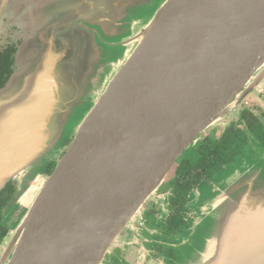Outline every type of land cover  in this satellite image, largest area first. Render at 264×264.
Here are the masks:
<instances>
[{"label": "water", "instance_id": "water-1", "mask_svg": "<svg viewBox=\"0 0 264 264\" xmlns=\"http://www.w3.org/2000/svg\"><path fill=\"white\" fill-rule=\"evenodd\" d=\"M154 2L0 0V36L22 29L0 88V191L14 182L10 206L33 194L0 264H100L175 161L263 83L264 0L146 14ZM199 220L214 229L179 264H264V164L214 188Z\"/></svg>", "mask_w": 264, "mask_h": 264}, {"label": "flooded vegetation", "instance_id": "flooded-vegetation-1", "mask_svg": "<svg viewBox=\"0 0 264 264\" xmlns=\"http://www.w3.org/2000/svg\"><path fill=\"white\" fill-rule=\"evenodd\" d=\"M21 31L20 26L9 25L0 36V88L14 70ZM221 119L219 131L215 127L200 134L193 149L175 161L154 199L148 200L120 232L100 264H179L189 257L204 233L212 232L214 222L199 220L204 199L244 166L264 164V82L223 113ZM76 126L69 140L54 150L48 165L53 162L54 168ZM49 173L46 169L43 172ZM14 185L9 181L0 191V252L26 210L20 204L10 208ZM18 209L24 211L9 223Z\"/></svg>", "mask_w": 264, "mask_h": 264}, {"label": "rangeland", "instance_id": "rangeland-1", "mask_svg": "<svg viewBox=\"0 0 264 264\" xmlns=\"http://www.w3.org/2000/svg\"><path fill=\"white\" fill-rule=\"evenodd\" d=\"M155 2H154V4H153V7L152 8H149L147 11V13L146 14H149V13H151L153 10H155L154 9V7H157L161 2H162V0H154ZM264 82V81H263ZM83 114V110H78L77 111V113L75 114V117L76 118H80L81 117V115ZM82 119V118H81ZM78 120H73L72 121V123H70V125L68 126V130H69V132H73V126H74V124L77 122ZM222 124V119L219 121V123L218 124H216L214 127H212V128H210V129H208V130H212L213 128H218V131L221 129L220 128V125ZM207 130V131H208ZM207 131H205V132H207ZM194 147V145L190 148V149H192ZM59 148V147H58ZM188 151V150H187ZM187 151H185L181 156H180V158L182 157V156H184L186 153H187ZM168 177V176H167ZM40 179L41 180H43L44 179V175L43 176H41L40 177ZM155 196V195H154ZM154 196H152L149 200H151V199H154ZM28 198H33V194H30L26 199H28ZM25 199V200H26ZM30 199V200H31ZM204 201H205V199H204ZM203 201V202H204ZM20 204V208L22 209H26V207H27V204H24V203H19ZM12 206H10V208H11ZM144 207V206H143ZM142 207V208H143ZM142 210V209H141ZM19 209L15 212V213H13L12 215H11V217H10V220H9V223H11V222H13V221H15V220H17L18 219V217L21 215V213L24 211V210H20L19 212ZM147 217V220H148V222H150V217L149 216H146ZM200 232H201V230H200ZM196 244H194V249L197 247V246H201V244H203V242H202V240H201V238L200 239H198V241L197 242H195ZM163 249L165 250V251H167L168 250V248L166 247V246H163Z\"/></svg>", "mask_w": 264, "mask_h": 264}, {"label": "trees", "instance_id": "trees-1", "mask_svg": "<svg viewBox=\"0 0 264 264\" xmlns=\"http://www.w3.org/2000/svg\"><path fill=\"white\" fill-rule=\"evenodd\" d=\"M9 66V65H8ZM196 144V143H195ZM193 149V148H192ZM190 149H188V151H189ZM53 162L52 163H50L49 165H48V167L46 168V170H47V173H49L51 170H52V168H53ZM30 199L31 198H28V199H26L23 203L24 204H27V203H29V201H30Z\"/></svg>", "mask_w": 264, "mask_h": 264}]
</instances>
